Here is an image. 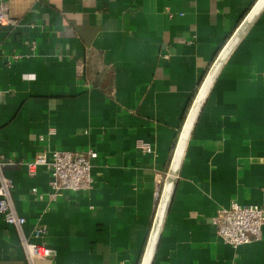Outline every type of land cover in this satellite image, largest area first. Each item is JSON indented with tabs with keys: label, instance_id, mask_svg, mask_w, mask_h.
Here are the masks:
<instances>
[{
	"label": "crops",
	"instance_id": "0c3cea01",
	"mask_svg": "<svg viewBox=\"0 0 264 264\" xmlns=\"http://www.w3.org/2000/svg\"><path fill=\"white\" fill-rule=\"evenodd\" d=\"M6 1L0 163L24 235L57 251L37 264H141L190 108L259 0ZM263 76L264 9L199 114L152 264H264V229L235 248L214 225L232 202L264 206ZM88 149L89 192L54 200L49 171L28 173L40 154ZM0 264H29L1 215Z\"/></svg>",
	"mask_w": 264,
	"mask_h": 264
},
{
	"label": "built area",
	"instance_id": "2783aa9c",
	"mask_svg": "<svg viewBox=\"0 0 264 264\" xmlns=\"http://www.w3.org/2000/svg\"><path fill=\"white\" fill-rule=\"evenodd\" d=\"M7 22H12L8 15V3L6 0H0V26ZM83 71L82 63L78 66L77 73L81 74ZM97 159L98 153L94 149H88L82 153L53 150L38 155L33 161L27 162L26 166L30 176H35L40 167L49 171L51 174L50 197L55 200L64 192H89L94 184L92 166ZM3 165L0 163V215L7 224L18 229L29 264L54 259L57 256L55 249L44 243L30 241L24 235L23 228L27 220L17 212L12 202L13 183L4 175L1 167ZM214 225L222 241L235 248L253 241H261L264 229V206H245L232 202L228 208L218 211ZM47 231L46 226L37 227L32 237L42 238Z\"/></svg>",
	"mask_w": 264,
	"mask_h": 264
},
{
	"label": "water",
	"instance_id": "95a60500",
	"mask_svg": "<svg viewBox=\"0 0 264 264\" xmlns=\"http://www.w3.org/2000/svg\"><path fill=\"white\" fill-rule=\"evenodd\" d=\"M264 9V0H259V2L255 5V7L250 11V13L245 17L239 28L235 31V33L231 36L228 40L226 45L223 47L221 52L219 53L218 57L216 58L215 62L213 63L211 69L209 70L206 78L204 79L195 100L190 108V111L187 115L185 123L183 125L180 137L178 139L174 155L172 158L171 166L169 169V174L165 180V184L160 196L154 224L149 236V240L145 249V253L142 259L141 264H152L153 259L155 256V252L159 243V239L161 236L162 228L164 225V221L173 198V194L176 188V183L180 171V167L185 155V151L191 136V133L195 127L199 114L207 100V97L210 93V90L218 77L221 69L223 68L224 64L226 63L228 57L233 52L235 47L241 41L243 36L249 30L251 25L254 23L256 18ZM209 83L208 90L206 95L201 98V92L205 85ZM191 116L193 117L192 124L190 127L188 126L189 122L191 121ZM188 126V127H187ZM185 132H188L185 137ZM153 243V244H152Z\"/></svg>",
	"mask_w": 264,
	"mask_h": 264
},
{
	"label": "bare ground",
	"instance_id": "6f19581e",
	"mask_svg": "<svg viewBox=\"0 0 264 264\" xmlns=\"http://www.w3.org/2000/svg\"><path fill=\"white\" fill-rule=\"evenodd\" d=\"M208 87H209V83H207L206 85H205V87L203 88V90H202V92H201V98H203L205 95H206V92H207V90H208ZM191 121L189 122V124H188V126L190 127V125L192 124V121H193V117L191 116ZM187 126V127H188ZM188 132H185V137H186V134H187ZM153 244V243H152Z\"/></svg>",
	"mask_w": 264,
	"mask_h": 264
},
{
	"label": "rangeland",
	"instance_id": "374dc122",
	"mask_svg": "<svg viewBox=\"0 0 264 264\" xmlns=\"http://www.w3.org/2000/svg\"><path fill=\"white\" fill-rule=\"evenodd\" d=\"M163 190V189H162Z\"/></svg>",
	"mask_w": 264,
	"mask_h": 264
}]
</instances>
